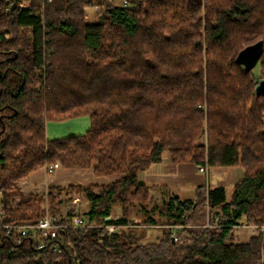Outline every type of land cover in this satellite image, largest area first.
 <instances>
[{"label":"trees","instance_id":"1","mask_svg":"<svg viewBox=\"0 0 264 264\" xmlns=\"http://www.w3.org/2000/svg\"><path fill=\"white\" fill-rule=\"evenodd\" d=\"M21 2L0 0V32L11 34L0 33L6 222L44 215L43 197L17 185L40 168L96 164L95 175L118 178L50 189L58 190L48 194L53 214L62 190L86 201L81 216L93 226L70 234L77 258L70 251L39 257L31 239L18 243L0 231V264H259L264 235L234 243L233 233L244 219L264 225L262 79L236 58L264 43V0ZM91 6L104 12L89 23ZM256 69L264 79V52ZM82 116L91 122L85 134L47 138L48 121ZM203 134L206 143L197 144ZM162 152L178 164L241 166L245 177L231 198L224 187L201 186L194 200L153 206L140 173ZM207 208L209 223L194 225L192 213ZM110 225L116 230L108 236ZM159 226L160 238L146 241L142 228Z\"/></svg>","mask_w":264,"mask_h":264},{"label":"crops","instance_id":"2","mask_svg":"<svg viewBox=\"0 0 264 264\" xmlns=\"http://www.w3.org/2000/svg\"><path fill=\"white\" fill-rule=\"evenodd\" d=\"M92 17L96 18L97 16L93 15ZM46 136L48 138L47 129ZM53 139L60 138L49 140ZM95 165L93 164L91 168L86 169L60 167L52 174H48L46 167H43L32 172L17 185L21 190L22 187L28 186L35 189L38 186L44 190H50L70 185L102 186L113 180L111 177L95 175ZM199 168L193 163H174L168 152H162L158 161L153 162L147 170L140 173V179L148 186L151 197H157V201L162 200V198L167 201L170 197L175 196L181 199L194 200L197 189L201 186L224 187L228 197L231 198L236 185L245 177V169L241 166L209 167L205 173H201ZM158 239L159 236H156L152 241Z\"/></svg>","mask_w":264,"mask_h":264},{"label":"built area","instance_id":"3","mask_svg":"<svg viewBox=\"0 0 264 264\" xmlns=\"http://www.w3.org/2000/svg\"><path fill=\"white\" fill-rule=\"evenodd\" d=\"M29 5L30 0H22L20 3L21 8L29 7ZM5 37L7 38L8 35L6 34ZM60 167L61 165L56 163L52 166L46 167V171L48 174H52ZM199 171L205 173L207 168L200 167ZM111 219L113 218L111 217ZM241 225L252 229V231H256L257 235H264V225L256 226L248 221H246V223H242ZM91 226H93V224L88 223L79 214H53L49 210L46 211L42 217L30 223L21 224L6 222V210L4 207L3 192L0 184V231L5 232L8 237L13 238L18 241V243L22 242L24 239H31L39 257L44 256L47 251L57 254H60L63 251H70L73 257L77 258L78 252L70 234ZM106 229L108 236H111L115 232L116 227L110 225L107 226ZM172 236L173 241H176V230L173 231ZM17 248L18 247H15L14 249L17 250ZM261 256L259 264H264V252H262Z\"/></svg>","mask_w":264,"mask_h":264},{"label":"rangeland","instance_id":"4","mask_svg":"<svg viewBox=\"0 0 264 264\" xmlns=\"http://www.w3.org/2000/svg\"><path fill=\"white\" fill-rule=\"evenodd\" d=\"M118 2H123V0H118ZM104 12L103 8L97 7V6H91L86 9V20L90 22L96 21L99 16ZM93 15H96L97 17H92ZM1 32L7 33L8 37L7 39L11 38V34L9 33L8 29H4ZM0 32V33H1ZM257 67V66H256ZM256 67L254 70H256V75L259 79H263V74L260 72V70H257ZM90 118L89 116H82L78 118H71L64 121H48L46 124L47 134L48 138H65L69 136H79L86 133V131L90 128ZM206 143V134H203L201 138L197 141V144H205ZM207 172V171H206ZM202 173V172H201ZM56 174L54 175V177ZM113 180L117 179L116 176H110ZM216 177V176H215ZM216 184V183H215ZM215 186V185H213ZM19 187V186H18ZM22 191H24L25 194H40L44 202L42 204V208L44 209V213L46 211L53 212L52 204L50 203V200L48 198V194L50 191L53 193H58V190H44L42 187H38L35 189L32 186L28 187H22ZM150 203L153 206H162L166 200L162 198V200L157 201V197L154 196L150 197ZM160 198V197H159ZM60 199L64 200V203L61 205H56V208L58 209V213H73V214H79L82 215L84 209L86 208V201L83 198L82 195L78 193H68L67 190L60 191ZM19 201V199L16 200V203ZM119 212V211H117ZM115 216H117L115 214ZM140 216H136V220L139 221ZM192 219L193 223L196 226H200L203 224H208L210 220V211L209 209H197L192 213ZM247 219H244L242 223H246ZM241 223V224H242ZM141 229V228H138ZM145 229V240L146 241H152L156 236L160 238L162 235L163 227H145L142 228ZM234 243H244L250 240L251 237L257 236L256 231H252V229L247 228L245 226L240 225L234 230Z\"/></svg>","mask_w":264,"mask_h":264},{"label":"water","instance_id":"5","mask_svg":"<svg viewBox=\"0 0 264 264\" xmlns=\"http://www.w3.org/2000/svg\"><path fill=\"white\" fill-rule=\"evenodd\" d=\"M264 52V43L259 41L251 46L243 49L237 56L236 62L243 66L245 72H251L260 62V59ZM257 97H264V79H262L256 87ZM106 221H111V217H107Z\"/></svg>","mask_w":264,"mask_h":264}]
</instances>
